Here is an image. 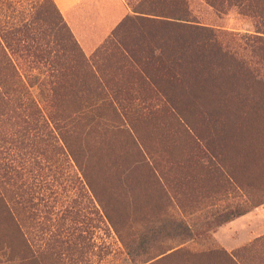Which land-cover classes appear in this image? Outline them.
I'll use <instances>...</instances> for the list:
<instances>
[{"label":"trees","instance_id":"1","mask_svg":"<svg viewBox=\"0 0 264 264\" xmlns=\"http://www.w3.org/2000/svg\"><path fill=\"white\" fill-rule=\"evenodd\" d=\"M128 1L131 12L91 56L77 42L54 0L18 17L6 14L2 19L0 15V124L13 123L24 139L20 146H28L25 139L29 137L33 146L43 141L45 166L54 176L62 172L64 161L72 160L104 217L135 259L141 249L133 244L135 238H125L124 214L106 198L112 181L108 167L126 171L129 162L123 152L114 153L105 134L124 115L147 117L172 107L169 112L189 146L180 164L191 158L212 182H221L228 195L248 189V200L206 215L209 230L264 203V198L252 196L253 186L264 182V0H204L217 14L236 8L255 19L253 33L238 36L236 43L226 40L221 29L200 21L189 0ZM112 62L117 74L105 68ZM191 101L208 105L203 116L211 133L199 132L177 107ZM238 121L242 135L234 124ZM96 134L103 137L99 141L103 151L97 159L89 152L90 139ZM235 149L242 152L240 160L234 158ZM138 162H145L141 154ZM93 168L95 178L90 175ZM188 220L194 219L189 215ZM188 220H171L180 245L207 233L193 229ZM167 228L166 223L152 225L147 237L157 238ZM256 240H264V236ZM251 246L232 253L217 249L205 255L222 257L224 264H247L241 254ZM172 249L160 250L144 263L159 264L180 251L168 253ZM24 253L27 261L37 258L28 248Z\"/></svg>","mask_w":264,"mask_h":264},{"label":"rangeland","instance_id":"2","mask_svg":"<svg viewBox=\"0 0 264 264\" xmlns=\"http://www.w3.org/2000/svg\"><path fill=\"white\" fill-rule=\"evenodd\" d=\"M46 1L0 0L1 18H5L6 14L18 17L34 12ZM125 1L130 8L128 12H131L129 1ZM189 2L200 21L221 29L226 35L225 39L232 43L238 41V36L255 30V19L239 13L236 8H231L225 14H217L204 0ZM125 14V11L122 12L119 18ZM92 16L95 17L94 13ZM108 27H105V31L100 29L102 33L105 32L104 40L115 26ZM103 42L92 53L85 54L91 56ZM79 45L83 49L82 44ZM105 68L117 74L113 62ZM177 107L183 110L199 132H208L203 116L208 105L191 101L177 104ZM169 111H172V107L147 117L124 115L122 122H112L116 127L114 130L105 133L114 153L123 152L129 160L126 171L122 168L112 171L108 167L112 181L108 183L106 198L110 197L118 211L124 214L125 238H135L133 244L141 249V255L135 259L129 256L118 234L104 217L98 201L72 160L64 161L61 164L62 172L54 176L52 169L45 166L44 142L38 140L39 143L35 142L33 146L29 137L25 139L29 145L20 146L19 141L24 139L16 133L13 123H1L0 168L5 166L9 169H0V264H149L144 260L170 248L173 249L168 253L180 251L159 264H224L222 257L220 259L213 253H205L217 249L232 253L250 244V248L245 252L243 250L241 259L247 264H264V240L258 241L256 238L229 251L219 241L221 226L209 230L205 224L206 215L211 211L248 200V189L228 195L222 183L212 182L191 158L187 163L180 164L179 160L184 157V152L189 151V146L180 132L178 121ZM237 123L239 121L234 122L242 135ZM96 135L90 139L93 154L89 152L97 159L103 151L99 143L103 137ZM233 151L234 158L240 160L242 152L237 149ZM109 153H112L111 150ZM139 154L145 159L142 164L138 162ZM229 164H232L230 160ZM90 175L95 178L94 168ZM120 176L121 181L118 179ZM252 196L257 200L264 198V182L253 186ZM189 215L193 222H189ZM181 217L188 220L193 229L207 233L180 245L181 239L173 230L171 220ZM160 223L168 225L165 234L157 238L147 237L150 234L148 229ZM231 229L232 236H241L239 228L233 225ZM133 233H137L136 237L131 236ZM220 239L227 246L234 243L231 238L220 236ZM27 248L35 254L36 259L27 261L23 258Z\"/></svg>","mask_w":264,"mask_h":264},{"label":"crops","instance_id":"3","mask_svg":"<svg viewBox=\"0 0 264 264\" xmlns=\"http://www.w3.org/2000/svg\"><path fill=\"white\" fill-rule=\"evenodd\" d=\"M54 2L74 36L82 44L84 52L89 54L104 41L105 32L102 33V31H105L108 26H116L130 10L125 0H54ZM124 11L126 14L119 18V14ZM92 27H94L93 30ZM233 225L240 229V237L232 236L231 226ZM220 230L219 241L229 251L264 236V205L258 206L227 225L221 226ZM220 236L231 238L234 243L227 246L222 242Z\"/></svg>","mask_w":264,"mask_h":264}]
</instances>
